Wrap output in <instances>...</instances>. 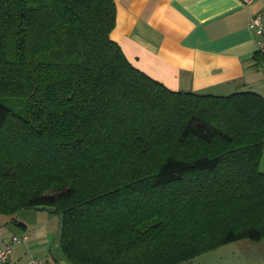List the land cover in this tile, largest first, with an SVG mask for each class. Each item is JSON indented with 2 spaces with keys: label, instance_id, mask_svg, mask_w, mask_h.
<instances>
[{
  "label": "trees",
  "instance_id": "obj_1",
  "mask_svg": "<svg viewBox=\"0 0 264 264\" xmlns=\"http://www.w3.org/2000/svg\"><path fill=\"white\" fill-rule=\"evenodd\" d=\"M116 24L115 0H0V214L57 208L72 264L264 242V97L172 91Z\"/></svg>",
  "mask_w": 264,
  "mask_h": 264
},
{
  "label": "crops",
  "instance_id": "obj_2",
  "mask_svg": "<svg viewBox=\"0 0 264 264\" xmlns=\"http://www.w3.org/2000/svg\"><path fill=\"white\" fill-rule=\"evenodd\" d=\"M115 1L117 24L111 39L133 66L170 90L218 97L256 92L264 97V63L255 58L258 37L250 28L253 17L264 12V0L247 5L240 0ZM260 170L264 173V154ZM28 211L27 216L25 211L0 214V243L30 236L29 243L15 246L8 264H28L32 258L72 264L56 237L61 228L54 223L61 217ZM217 250L222 264H264V242L243 240Z\"/></svg>",
  "mask_w": 264,
  "mask_h": 264
},
{
  "label": "built area",
  "instance_id": "obj_3",
  "mask_svg": "<svg viewBox=\"0 0 264 264\" xmlns=\"http://www.w3.org/2000/svg\"><path fill=\"white\" fill-rule=\"evenodd\" d=\"M243 4H251L253 0H240ZM250 28L258 37L259 52L264 54V12L256 14L250 24ZM30 241V236L24 234L22 236H13L11 240L5 243H0V264H8L15 246L27 244ZM28 264H50L49 262L32 258Z\"/></svg>",
  "mask_w": 264,
  "mask_h": 264
},
{
  "label": "rangeland",
  "instance_id": "obj_4",
  "mask_svg": "<svg viewBox=\"0 0 264 264\" xmlns=\"http://www.w3.org/2000/svg\"><path fill=\"white\" fill-rule=\"evenodd\" d=\"M28 212L29 211L27 210L23 214H26L25 216H27V214H29ZM54 225L56 227L58 225H60V228H61V218H57V224L54 223ZM60 236L61 235H60V231H59V235L57 234L56 237L59 238V240H60V238H61ZM222 256H223L222 251L217 250V251L202 255L201 257L195 259L191 264H222L223 263L222 262Z\"/></svg>",
  "mask_w": 264,
  "mask_h": 264
},
{
  "label": "water",
  "instance_id": "obj_5",
  "mask_svg": "<svg viewBox=\"0 0 264 264\" xmlns=\"http://www.w3.org/2000/svg\"><path fill=\"white\" fill-rule=\"evenodd\" d=\"M37 209L38 210H47V211H50V212H57V208L48 207V206H40ZM183 264H188V263H183Z\"/></svg>",
  "mask_w": 264,
  "mask_h": 264
}]
</instances>
